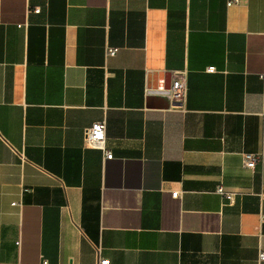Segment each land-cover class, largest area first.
Masks as SVG:
<instances>
[{"label":"crops","instance_id":"crops-1","mask_svg":"<svg viewBox=\"0 0 264 264\" xmlns=\"http://www.w3.org/2000/svg\"><path fill=\"white\" fill-rule=\"evenodd\" d=\"M263 119L264 0H0V264H264Z\"/></svg>","mask_w":264,"mask_h":264},{"label":"built area","instance_id":"built-area-1","mask_svg":"<svg viewBox=\"0 0 264 264\" xmlns=\"http://www.w3.org/2000/svg\"><path fill=\"white\" fill-rule=\"evenodd\" d=\"M239 0H228V6H232L238 3ZM35 12H39L38 9ZM117 49H108L107 50V57H114L117 54ZM208 72H215V68H209ZM187 80L185 75H182L180 78L174 80L169 89L166 90L168 97L171 100V104L176 107H184L187 99ZM106 121H99L94 123L91 127L85 130V142L87 146L95 149H99L104 152L106 160H112L113 154L107 150L106 148ZM263 131H264V119H263ZM264 163V155H256L247 157V168H254L256 162ZM216 194L227 199L229 203L234 202V194L227 193L225 187L219 186L216 190ZM180 192L177 191L176 193L172 194L174 199H179ZM259 261L260 263H264V250H261L259 254ZM41 264H49L47 261H43ZM99 264H110L108 260H101Z\"/></svg>","mask_w":264,"mask_h":264}]
</instances>
